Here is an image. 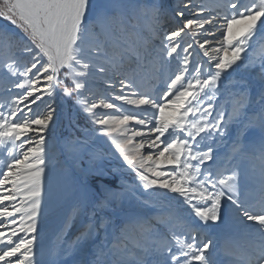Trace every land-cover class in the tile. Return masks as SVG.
Masks as SVG:
<instances>
[{
	"label": "snow or ice",
	"instance_id": "6c2138e0",
	"mask_svg": "<svg viewBox=\"0 0 264 264\" xmlns=\"http://www.w3.org/2000/svg\"><path fill=\"white\" fill-rule=\"evenodd\" d=\"M206 11L216 15L204 16ZM169 12L180 18L178 27L163 35L159 51L147 45V38L138 45L145 31L149 37L159 35ZM188 13L195 18H185ZM0 18L13 26L0 25L5 56L0 72L8 93L0 102V154L6 155L0 160V264H62L67 252L53 245L44 260L37 248L45 196L56 203L68 194L48 175L53 149L45 134L58 118L60 96L75 97L145 193L162 190L157 194L165 200L171 198L167 194L178 196L193 214L185 218L168 211L155 217L171 239L157 237L151 219L129 217L119 234L98 248L93 264H216L215 244L205 233L230 224L252 238L244 252L225 246V254L234 258L230 264H264V59L255 95L253 84L241 80L232 86L230 110H216L212 103L224 74L255 67L247 53L264 39V0H219L212 8L203 0L195 5L178 0L168 10L159 0H0ZM141 21L144 27L138 30ZM221 29L222 39L216 38ZM185 30L206 62H193V43L182 46ZM164 73L162 95L137 91L138 80ZM114 74L119 93L113 99L142 114L106 99L89 102L85 93L94 95V84L116 87ZM98 108L120 115L97 117ZM148 109L155 112L150 115ZM253 131L257 139L249 141ZM86 142L87 136L65 141L73 162ZM214 145H225L223 157ZM145 148L152 151L144 153ZM82 191L87 194L86 187ZM93 228L82 234L85 239ZM129 228L138 229L143 240L130 243Z\"/></svg>",
	"mask_w": 264,
	"mask_h": 264
},
{
	"label": "rangeland",
	"instance_id": "374dc122",
	"mask_svg": "<svg viewBox=\"0 0 264 264\" xmlns=\"http://www.w3.org/2000/svg\"><path fill=\"white\" fill-rule=\"evenodd\" d=\"M145 2V0H141ZM166 10L171 9L178 0H159ZM201 0H191L192 4H199ZM219 0H203L206 7L212 8ZM250 2V0H246ZM204 16L216 15L215 12H204ZM185 18H195L192 13H188ZM180 18L174 17L169 12L166 20H162L161 31L159 35L149 37L145 31L143 36L137 41L138 45L145 43L147 38V45L151 47L154 52H158L163 35L169 31H172L178 27L177 21ZM0 25H8L13 27L8 21L0 18ZM179 26H182V22ZM219 24L216 25L219 28ZM144 27L143 21L140 23V29ZM240 26H236L234 31ZM18 31V30H17ZM181 38L182 46L187 43H193V49L191 59L194 63H203L207 61V57L203 56V52L195 45L194 38L190 32L185 30ZM219 34L216 38L222 39V29L216 31ZM201 41L205 38L213 39V37L200 36ZM135 39V38H133ZM183 54V53H182ZM244 55V54H242ZM247 56L250 60L255 61V67L249 71H245L244 67H240L235 72L224 74V78L220 82V93L215 101L212 103L215 105L216 110L223 108L225 111L230 110L232 97V86H237L241 80H248L253 84V95H255L260 72V61L264 59V39H257L252 47L249 49ZM5 59L4 53L0 52V63ZM206 66V64H205ZM172 69L176 67V61L171 64ZM3 73L0 72V102H3L4 97L8 95L5 91V82L3 80ZM114 74L112 78L115 77ZM167 73L162 74L158 79H143L138 80V92L150 93L155 96L162 95V91L166 85L164 79ZM112 83L116 85L114 88H108L105 84L93 85L92 90L96 92L98 101L100 99H106L112 103L119 105L125 111H131L138 114H142L141 109H136L131 105L123 104L121 101L113 99L114 94L119 93V83L112 80ZM69 86L70 82H69ZM13 91H18L13 89ZM59 92L60 89H57ZM85 96L89 102H94L90 99L89 94L85 93ZM89 97V98H88ZM208 103V101H205ZM58 125L56 129L46 133V139L50 143V147L53 149L49 153V176L56 175L60 167L63 165L62 154L68 159L66 160L73 166L76 173L79 174L83 183L85 184L91 199L88 201L81 200L79 196V187L75 182L76 177L73 175L72 187L67 191L68 194L58 199L56 203L45 202L44 215L40 219V231H39V243L38 258L48 260L50 248L53 245L62 246L67 249L65 255L60 259L62 264H93L96 259L98 248L106 241L112 240L113 234H119V230L124 228L128 223L129 217H146L152 220L153 228L157 230V237L167 236L171 239V232L162 224L156 222L155 217L163 212L171 211L174 214L182 217H189L193 215L191 210L183 203L182 198L173 196V194H167L170 199H164L157 193L162 190H152L153 194L149 195L144 192V189L140 185L138 178L128 166L124 163L120 154L115 150L108 137L100 135L95 129L97 125L92 123V118L84 113L79 105H77L75 97H58ZM42 107V106H41ZM35 109V106H33ZM39 111V109H36ZM97 113V117H101L103 114H114L115 110L98 108L94 110ZM154 109H148V113L151 115L154 113ZM129 127L140 128V125H129ZM30 135H33L30 133ZM87 136V142L85 149L78 154L77 159L73 162L72 157L65 150V141L67 140H84ZM257 138L256 133H249V141H255ZM141 138L134 139V143L139 142ZM227 141V138H225ZM59 141V144H57ZM209 143L205 141V144ZM216 150L223 157L227 151L225 145H214ZM62 149V153L58 150ZM151 149L145 148L144 153L151 152ZM158 151V150H157ZM6 159V155L0 154V160ZM4 166L0 164V168ZM171 168V165L167 166ZM47 187V184H46ZM81 192V190H80ZM87 192V193H88ZM107 196V201H102V197ZM150 203L145 204V201ZM98 203H102V207H97ZM18 219V216H17ZM90 225H94L91 238L85 239L83 233L87 231ZM16 227V226H13ZM18 230V228H17ZM178 231V229H177ZM216 231V230H214ZM212 228L208 229L209 238L213 240L215 247L221 251L225 248L223 239L217 235ZM242 238L247 242L250 241L245 235L246 230H242ZM227 236H231L232 233H225ZM244 234V235H243ZM23 236V234H20ZM59 236V239H58ZM244 236V237H243ZM129 242L133 243L137 240H143L142 233L135 228L128 229ZM16 239V238H14ZM78 241V243H77ZM240 244V243H239ZM111 245L109 244V247ZM242 246V245H241ZM214 247V248H215Z\"/></svg>",
	"mask_w": 264,
	"mask_h": 264
},
{
	"label": "bare ground",
	"instance_id": "6f19581e",
	"mask_svg": "<svg viewBox=\"0 0 264 264\" xmlns=\"http://www.w3.org/2000/svg\"><path fill=\"white\" fill-rule=\"evenodd\" d=\"M218 34L219 33L216 32V35H218ZM111 80H114L115 82H117L119 80V76L115 75V77L112 78ZM92 92L94 93V95H90L89 94V97H90L91 100L94 101V100L97 99V95H96V92H94L93 90H92ZM57 125H58V122L56 121L55 124L52 125V128L56 129ZM69 165L70 164L65 160L63 162V165L60 167L59 172L56 175L53 176V177H55L57 179V181L62 186H64L67 189V191L69 190V188L72 187L73 179H74L73 178L74 174L70 170ZM6 187H10V185H6ZM83 189H84L83 187H80V190H81L80 196H81L82 199L85 198V200L88 199V201H89L91 199V196L88 195V193L85 195L83 193V191H82ZM44 200H45V202H48V203L52 202V201L49 200V197L47 195L45 196ZM45 204L46 203H44V206H45ZM212 229H213V231L216 230V231H214L215 235L219 236L220 239L222 238L224 240L225 246L226 245L235 246L238 250L240 249L241 252H244V251L248 250L249 242H247L244 238H242V232H243L242 230L243 229L238 224H230V225H227V226L221 225L219 228L213 226ZM229 232L232 233L231 236H227L225 234V233H229ZM205 234L209 237L208 229H207ZM247 238H248L249 241H251V239H252L250 236H247ZM224 249L221 250V251H219L216 247L212 249L211 255H212L213 259L215 260L216 264H230V261H232L234 259L233 257L226 255Z\"/></svg>",
	"mask_w": 264,
	"mask_h": 264
},
{
	"label": "water",
	"instance_id": "95a60500",
	"mask_svg": "<svg viewBox=\"0 0 264 264\" xmlns=\"http://www.w3.org/2000/svg\"><path fill=\"white\" fill-rule=\"evenodd\" d=\"M57 144H59V141H57ZM58 150L60 151V153H62V149H61V148H59ZM62 157H63V162H64L65 160H67L66 157H65L63 154H62ZM69 167H70V170L72 171V173L74 174V176L76 177V182H77V184H78V186H79V189H80V187L85 188L86 186H85V184L83 183V181H82L81 177L79 176V174L76 173L75 169L71 166V164L69 165ZM86 189H87V188H86ZM87 192H88V190H87ZM79 195H80V192H79ZM88 195H90L89 192H88ZM81 199H82V198H81ZM82 200L85 201V198L82 199Z\"/></svg>",
	"mask_w": 264,
	"mask_h": 264
}]
</instances>
